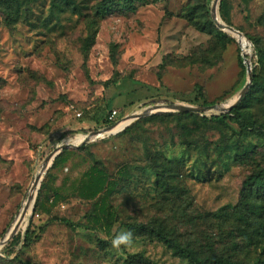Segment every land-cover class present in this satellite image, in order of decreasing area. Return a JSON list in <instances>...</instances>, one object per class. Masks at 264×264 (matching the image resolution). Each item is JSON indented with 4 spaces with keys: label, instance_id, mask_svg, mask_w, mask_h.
Masks as SVG:
<instances>
[{
    "label": "rangeland",
    "instance_id": "obj_1",
    "mask_svg": "<svg viewBox=\"0 0 264 264\" xmlns=\"http://www.w3.org/2000/svg\"><path fill=\"white\" fill-rule=\"evenodd\" d=\"M214 2L145 0L134 11H115L100 20L95 42L84 53L83 18L59 12L53 0H0V241L22 214L13 236L30 220L36 232L31 244L22 242L9 255L5 247L12 238L3 244L0 264H20L11 260L15 255L31 264H125L130 253L141 254L146 264H190L147 232L133 234L130 248H113L114 236L129 231L123 223L162 228L199 250H230L241 264L264 258V190L247 184L264 166V135L244 136L235 123L200 120L225 112L247 82L241 46L252 73L254 68L264 78V68L244 37L240 46L215 21L229 36L195 25L194 19H208L207 7L213 19ZM218 14L264 46V0H226L225 20L219 2ZM196 83L217 106L184 118L187 129L176 116L155 117L174 111L132 119L155 104L200 105L190 101ZM255 97L251 110L264 122V92ZM110 109L118 112L111 131L124 119L131 118L127 126L143 120L136 129L87 137L107 126L103 118ZM66 142L79 145L64 148L63 161L54 166L55 158L43 169L46 158ZM166 157L184 163L165 186L157 183V171ZM97 161L118 183L109 199L115 211L110 227L94 218L99 197L74 191ZM204 161L206 177H199L195 170ZM124 167L131 178L118 174ZM48 179L60 199L53 204L52 194L43 197L35 210ZM254 203L263 205L261 214L250 212Z\"/></svg>",
    "mask_w": 264,
    "mask_h": 264
},
{
    "label": "trees",
    "instance_id": "obj_2",
    "mask_svg": "<svg viewBox=\"0 0 264 264\" xmlns=\"http://www.w3.org/2000/svg\"><path fill=\"white\" fill-rule=\"evenodd\" d=\"M225 1H220V15L222 19H226L224 10H225ZM145 2V0H53V4L59 8V12H70L73 15H76L85 20L86 35L82 39V51L87 53L89 48L95 42L96 35L99 30L100 20L104 17L112 14L115 11L126 10L134 11L139 3ZM209 8L207 7V15L209 16L207 20L203 23L201 21H196L194 18L195 25L202 30H213L218 35L226 36L229 34L222 31L219 27L215 28V22L209 15ZM239 29V28H238ZM242 31L241 29H239ZM243 32V31H242ZM245 33V32H244ZM247 36V34H246ZM231 37V36H230ZM250 41L253 44L254 54L257 56L258 64L264 68V46L253 40V36L248 35ZM234 39V38H231ZM243 70H246V64L244 62V55L239 56ZM108 81L107 83H109ZM264 92V78L253 68V81L250 85L246 95L242 100L235 106L231 108L229 112H223L216 115L205 116L202 115L200 120L203 125H207L209 122L213 124H225L228 125L229 122L235 123L238 127L240 134L244 136L248 135H264V122L259 121L251 110L255 97V93L259 91ZM193 103H199L200 105H208L214 103V101L209 102L203 92L202 85L196 83L193 91V98L190 100ZM109 106L110 103L108 104ZM112 109L109 110V113ZM108 113V115H109ZM108 115L103 118V123L109 125L114 123V121L109 120ZM171 116H176V120L180 127L187 129V126L184 124L183 119L188 117H197L196 112L191 111H176L174 113H160L155 115L159 118H170ZM142 119L135 120L132 124L125 128L126 131L136 129L141 123ZM128 119H124L120 126H118L113 131L121 130L125 127ZM120 123V122H119ZM69 132H65L63 135L66 136ZM220 152L222 148L219 147ZM65 150L58 155L53 163L57 165L60 161H63L61 155ZM205 153L206 150H203ZM183 159L178 157H166L165 162H163V167L161 170L157 171V183L160 185H169L167 178H175L178 176L179 169L183 165ZM206 166L205 161L201 166L199 165L195 170L196 174L199 177H206V171L204 167ZM118 174L123 179H129L132 177V173L128 167H124L118 171ZM247 184L249 186H256V189L262 187L264 190V166L257 173L251 175ZM118 183L116 180L110 178L107 171L104 167L97 162L90 165V167L83 172L82 179L78 183L74 184V191L80 196L87 199H94L99 197V202L96 204L97 212L94 214L96 222L101 224H107L110 227L112 221H114L115 211L111 208L109 199L110 195L116 189ZM52 194L53 204L60 199V192L57 188H50V179L43 183L42 187L38 193V199L35 204V210H38L40 207V201L43 197H50ZM43 201V200H42ZM263 205L261 203H254L249 205V210L251 213L261 214L263 212ZM61 221L68 224L69 226L75 228L78 227V224L74 223L72 220L67 218H61ZM33 220H30L29 227L23 233H17L12 239L8 242L5 247V252L11 254L14 252L15 247H18L22 242L24 245L31 244L36 237V232L34 229L31 230ZM129 231L134 235H143L146 232L153 234L158 239L163 241L168 247L172 248L176 255H179L188 260L190 264H241L242 262L236 256L235 253L230 252V250L219 251L216 247L210 246L207 251L199 250L194 248L191 245H186L176 239L174 236L169 235L168 232L162 228H147L144 224H134V223H123ZM103 241V240H100ZM228 251V253L226 252ZM1 259V257H0ZM11 260L18 261L20 264H31L29 261L21 260L18 255H15ZM125 264H146V260L139 253H130L127 254L125 259ZM247 264H264V258H257L253 261L247 262Z\"/></svg>",
    "mask_w": 264,
    "mask_h": 264
},
{
    "label": "water",
    "instance_id": "obj_3",
    "mask_svg": "<svg viewBox=\"0 0 264 264\" xmlns=\"http://www.w3.org/2000/svg\"><path fill=\"white\" fill-rule=\"evenodd\" d=\"M221 0H215V2L212 5V17L214 19V21L216 22L217 26H219L220 28L224 29L225 31H227L229 34H231L240 44V38L244 37L247 41H250L249 37L246 36L245 33H243L242 31H240L239 29L229 26L226 23H224L219 14H218V4ZM241 46V44H240ZM242 49V55H244V62L246 64V72L248 74V80L245 83V85L243 86V88L241 89L240 93L231 101V104L226 108L225 112H229L231 110V108L235 105H237L242 98L246 95L250 85H251V81H252V68H251V64H250V60L247 56H245V52L243 47L241 46ZM216 104H208V105H193V104H188V103H176V102H170V103H166V104H155L153 106L147 107L146 109H144L141 113H135L132 115V119H137L140 118L142 116H145L147 114H149L150 112H153L154 110H161V111H191V112H205V111H209L211 109H213L214 107H216ZM128 124L125 125V127ZM115 126V124H111V125H107L99 130L93 131L91 132L87 137L99 134L100 132L102 133H106L109 134L113 131H111V129ZM79 144H74V143H70V142H66L61 144L56 150H54L49 157L46 158V160L43 163V169L48 168L49 165L52 163V161L57 157V155L66 147H70V146H78ZM41 177V173L38 174V176L35 179V183L34 185H36L38 183V181L40 180ZM33 198V194H30L28 197V201H30ZM23 216V214H22ZM21 216V218H22ZM20 218V219H21ZM19 219V221H20ZM19 221L13 226V228L10 230V232L7 234V236L5 238H3L0 241V248L3 244H5L10 238H12V236L16 233V230L18 228L19 225Z\"/></svg>",
    "mask_w": 264,
    "mask_h": 264
},
{
    "label": "clouds",
    "instance_id": "obj_4",
    "mask_svg": "<svg viewBox=\"0 0 264 264\" xmlns=\"http://www.w3.org/2000/svg\"><path fill=\"white\" fill-rule=\"evenodd\" d=\"M133 233L131 231H123L114 236L111 241L112 247L120 249L122 246L130 248L133 245Z\"/></svg>",
    "mask_w": 264,
    "mask_h": 264
},
{
    "label": "built area",
    "instance_id": "obj_5",
    "mask_svg": "<svg viewBox=\"0 0 264 264\" xmlns=\"http://www.w3.org/2000/svg\"><path fill=\"white\" fill-rule=\"evenodd\" d=\"M247 41V40H246ZM248 42V44H249V49H252L253 48V44H252V42L251 41H247ZM244 49V48H243ZM245 52V51H244ZM117 110L116 109H112L111 111H110V113H109V115H108V118H109V120H111V121H114L115 120V118H116V115H117ZM104 135H106V133H104L102 136H104Z\"/></svg>",
    "mask_w": 264,
    "mask_h": 264
},
{
    "label": "bare ground",
    "instance_id": "obj_6",
    "mask_svg": "<svg viewBox=\"0 0 264 264\" xmlns=\"http://www.w3.org/2000/svg\"><path fill=\"white\" fill-rule=\"evenodd\" d=\"M130 120H131V118H129V119H128V121H127V123H126V124H128Z\"/></svg>",
    "mask_w": 264,
    "mask_h": 264
}]
</instances>
